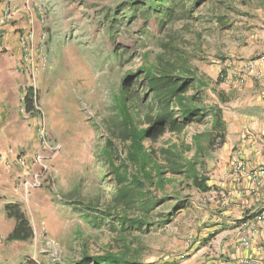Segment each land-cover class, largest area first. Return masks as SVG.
<instances>
[{"label": "rangeland", "instance_id": "374dc122", "mask_svg": "<svg viewBox=\"0 0 264 264\" xmlns=\"http://www.w3.org/2000/svg\"><path fill=\"white\" fill-rule=\"evenodd\" d=\"M131 1L37 0L47 29L42 44L46 62L40 65L37 81L43 106L38 107L45 117L41 116L52 151L41 149L49 158L34 164L31 183L36 180L38 185L28 187L35 191L26 210L34 237L27 243L25 264H72L80 261L84 249L92 255L108 247L115 252L123 250L116 231L108 225L94 228L86 221L84 204L105 206L116 190L114 176L101 155L110 139L106 124L112 117L113 99L126 76L135 75L132 91L144 83L142 69L146 62L153 63L159 52L157 25L145 27L140 13L133 21L121 19L129 14ZM232 6L234 10L230 6L223 9L229 16L225 23L229 30L216 22L208 24L210 8L202 9L211 30L202 35V49H193L191 55L193 66L208 86L201 90L203 102L217 105V93L224 94L228 103L222 109L231 128L237 124L234 116L240 113L242 103L237 102L243 101V90L230 82L228 71L236 63L264 53V5L260 0H233ZM115 15L118 24L110 29ZM119 51L117 58L114 53ZM44 75L47 78L41 85L39 79ZM44 104L52 105L51 114ZM205 129L194 125L179 136L168 133L156 146L178 138L191 144L192 135ZM227 155L219 149L206 160L209 193L189 190L183 184L168 187L165 194L170 201L158 207L154 220L171 211L173 198L188 197L189 210L179 213L170 224L155 225L147 234L128 236L131 253L135 250L143 263H224L225 237L233 229L226 230L223 225L234 218L231 214L236 209L230 201L226 204L233 192L224 191L221 185L229 172ZM207 238L210 240L205 241Z\"/></svg>", "mask_w": 264, "mask_h": 264}, {"label": "trees", "instance_id": "16d2710c", "mask_svg": "<svg viewBox=\"0 0 264 264\" xmlns=\"http://www.w3.org/2000/svg\"><path fill=\"white\" fill-rule=\"evenodd\" d=\"M260 1L264 5V0ZM232 3L233 0L130 2L129 14L121 19L133 21L140 13L145 27L150 23L157 25L156 46L159 52L154 62H146L142 69L144 83L132 91L135 75L126 76L121 90L113 99L112 117L106 124L110 139L101 155L111 169L116 190L105 206L97 208L92 202L84 204L86 221L94 228L108 225L116 231L123 250L115 252L108 247L102 253L92 255L84 249L80 261L72 264H179L176 260L143 263L135 250L131 253L128 236L147 234L155 225L170 224L179 213L189 210L188 197L173 198L176 201L171 211L158 215L159 219L154 220L158 207L170 201L165 194L168 187L183 184L185 188L202 194L210 191L206 160L226 142L227 123L222 106L228 103V99L217 93L220 105L207 106L203 102L201 90L208 86L200 71L193 66L191 55L193 49H202V35L211 30L205 24L202 9L210 8L208 24L216 22L229 30L225 24L229 16L223 9L230 6L229 9L234 10ZM116 24L118 19L115 15L110 29ZM122 51L114 53V56L118 58ZM24 100L27 112L40 115L35 107V103L38 104L37 93L28 89ZM194 125H202L206 129L193 134L191 144L178 138L176 142L169 139L156 146L166 134L179 136ZM158 192H162V197ZM5 211L15 221L7 241L32 240L34 229L24 206L7 204ZM214 234L209 236L210 239Z\"/></svg>", "mask_w": 264, "mask_h": 264}, {"label": "crops", "instance_id": "0c3cea01", "mask_svg": "<svg viewBox=\"0 0 264 264\" xmlns=\"http://www.w3.org/2000/svg\"><path fill=\"white\" fill-rule=\"evenodd\" d=\"M7 11L12 16L5 19ZM41 19L43 16L37 0H0V264H25L24 257L29 253V250H26L28 242L7 241L15 227V221L7 216L5 206L20 203L27 210L30 199L35 196V191L28 187L31 186L36 159L38 156H41L42 160L49 158L46 153L42 154L39 141V125L43 121L41 116L44 114L41 110L40 115H31L26 110L24 100L27 90L31 88L32 92L38 95V104L43 106V98L37 89L39 76L37 75L36 81L33 82L29 75L31 65H42L39 48H42L43 43L41 35L46 34L47 29L41 24ZM31 30L36 33L34 50L32 59L25 60L21 40ZM258 56H264V53ZM245 57L248 59L250 56ZM247 61L249 60L236 63L228 73L234 74ZM259 72L264 73L263 66L247 76L243 85L234 83L241 91L243 90L241 99L244 102L241 100L237 102L238 105L240 102L242 105L240 113L234 116L237 124L232 128L228 126L226 112L223 110L227 123V136L220 150L228 154L226 163L228 171L231 159L235 156L245 159L251 169L264 165V83L258 80ZM46 78L47 75L40 77L41 85ZM36 105L37 103L35 107ZM44 106L49 107L50 114L53 112L52 105L44 104ZM43 118L45 119L44 116ZM250 135L253 138L252 143L247 140ZM19 160H24L26 163L21 164ZM221 185L224 191L231 192L239 187L234 181L228 180ZM243 186L247 188L249 184L244 183ZM230 202L236 207L233 210L235 214H231L234 218L225 222L223 227L233 231L228 232L225 237L227 251L224 252V263L221 264H237L239 259L245 256L264 260L259 249L264 241V222L260 224L258 242L250 253L229 247L228 244L238 235V226L242 217V210L238 208L242 204H247L251 209L264 206V197L235 196Z\"/></svg>", "mask_w": 264, "mask_h": 264}, {"label": "built area", "instance_id": "2783aa9c", "mask_svg": "<svg viewBox=\"0 0 264 264\" xmlns=\"http://www.w3.org/2000/svg\"><path fill=\"white\" fill-rule=\"evenodd\" d=\"M12 14L7 11L5 13V19L10 18ZM46 21L41 19V24L44 26ZM36 38V33L31 30L28 32L21 40V45L23 49V58L25 60L32 59L33 54V42ZM41 41L45 43L46 35H41ZM42 43V44H43ZM40 61L42 65L46 62V55H44V48H39ZM40 65H31L29 75L33 82L36 81L37 75L41 72ZM263 66L264 68V56H257L247 62H245L242 67L232 74L230 82L243 85L246 81L247 76L257 71V69ZM258 80L264 83V73L257 74ZM49 133L46 129L44 122L39 125V139L41 147L43 150H51L49 144ZM247 140L253 141L252 136H248ZM21 164H25L24 160H19ZM36 162L41 163L42 157L38 156ZM226 180L234 181L239 185L237 189L227 197L226 204L233 199L235 196L239 197H264V165L258 168L251 169L247 161L243 158L235 156L231 159L230 170L226 175ZM248 183L249 187H244L243 184ZM38 185L35 182L31 183V186ZM231 204V202H230ZM229 204V205H230ZM242 210V217L238 226V235L234 236L229 242V247L235 248L237 250H242L249 252L252 250L253 246L258 242L260 235V224L264 222V206L259 208L251 209L247 204H242L240 206ZM192 241V240H191ZM192 243V242H189ZM260 251L264 257V241L260 244ZM237 264H264V260H257L249 256H245L239 259Z\"/></svg>", "mask_w": 264, "mask_h": 264}, {"label": "clouds", "instance_id": "9594fccd", "mask_svg": "<svg viewBox=\"0 0 264 264\" xmlns=\"http://www.w3.org/2000/svg\"><path fill=\"white\" fill-rule=\"evenodd\" d=\"M44 34H45V33H44ZM45 35H46V34H45ZM36 109L40 111V109H39V107H38V104L36 105ZM41 122H43V121H41Z\"/></svg>", "mask_w": 264, "mask_h": 264}]
</instances>
